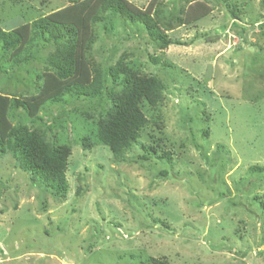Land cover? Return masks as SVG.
<instances>
[{
  "label": "rangeland",
  "instance_id": "374dc122",
  "mask_svg": "<svg viewBox=\"0 0 264 264\" xmlns=\"http://www.w3.org/2000/svg\"><path fill=\"white\" fill-rule=\"evenodd\" d=\"M123 1L150 15L162 2L169 28L161 30L172 43L160 48L139 24L116 19L108 33L95 26L86 54L98 68L130 63L162 80V102L142 105L148 123L139 142L171 158L140 144L120 162L107 146L83 149L76 138L104 100L48 106L46 124L54 116L66 122L46 136L71 146L68 190L62 198L33 183L0 149V264H264V170H249L264 168V0ZM102 2L0 0V28L27 37L40 16L79 15L85 67L63 85L89 83L84 55ZM39 95L21 97L31 115L42 113Z\"/></svg>",
  "mask_w": 264,
  "mask_h": 264
},
{
  "label": "trees",
  "instance_id": "16d2710c",
  "mask_svg": "<svg viewBox=\"0 0 264 264\" xmlns=\"http://www.w3.org/2000/svg\"><path fill=\"white\" fill-rule=\"evenodd\" d=\"M79 1L74 0V3ZM162 6V2L158 3L154 14L150 15L132 13L123 0H103L91 19L93 30L85 49L84 59L92 72L89 83L71 81L63 85V81L75 77L78 68L85 67L82 55H78L81 48L79 15L61 9L53 15L40 16L30 22L27 37L16 28H0V93L9 96V99L0 97V149L12 154L15 166L27 172L33 183L55 196L63 198L67 193L66 170L71 146L59 135H53L52 139L46 136L55 128L65 131L66 122L54 116L46 124L43 116L48 106L61 104L67 98H82L91 107L94 100L106 103L83 125V134L76 138L83 149L107 146L112 160L120 162L134 145L140 144L147 154L171 158L168 152L158 153L156 146L139 142L140 133L148 123L142 105L156 107L162 102L165 89L162 80L141 72L130 63L98 68L86 54L93 44L95 26L101 24L108 33L113 30L116 19L122 24H139L154 44L167 47L172 42L161 30V27L169 28ZM232 13L235 14L233 10ZM44 50L47 53L42 57ZM34 63L42 67L37 68ZM10 84L13 87L21 84L24 88L9 91ZM38 93L37 112L42 113L31 115L28 111L32 108L21 97ZM141 158L146 159L147 155ZM249 170L263 171L264 168L254 165ZM260 203L264 207V202ZM148 264L169 263L164 258H151Z\"/></svg>",
  "mask_w": 264,
  "mask_h": 264
}]
</instances>
